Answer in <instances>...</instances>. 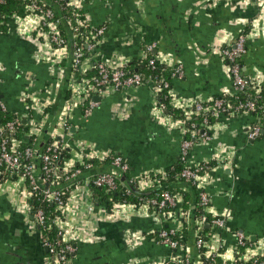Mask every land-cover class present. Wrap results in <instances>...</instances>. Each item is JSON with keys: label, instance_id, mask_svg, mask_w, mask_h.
I'll list each match as a JSON object with an SVG mask.
<instances>
[{"label": "crops", "instance_id": "crops-1", "mask_svg": "<svg viewBox=\"0 0 264 264\" xmlns=\"http://www.w3.org/2000/svg\"><path fill=\"white\" fill-rule=\"evenodd\" d=\"M74 2V8L66 9L80 12L77 27L88 29L83 38L88 74L98 61L136 70L144 59L145 46L155 43L153 54L158 62L171 68L180 65L184 70L181 79L171 80V105L183 111L187 120L195 103H209L231 93L229 69L221 52L247 33L241 70L255 93H264V1ZM29 8L25 17L9 18L7 32L0 34V98L11 116L23 118L28 132L34 125L42 128L33 135L42 149L69 99L74 68L70 52L60 64L54 58V49L38 34L37 16ZM100 27H105L104 36L93 38V30ZM89 43L94 44L91 51ZM89 102L98 105L91 116H86ZM158 103L151 81H145L132 90L105 89L70 111L68 131L59 136L69 153L67 160L84 169L75 177L77 183L69 192L62 216L53 219L57 229L63 230L64 240L75 248L70 264L171 262L173 251L158 241L161 230L177 224L174 219L145 202H115L109 207L108 201L97 200L88 185L97 175L115 172L105 162L112 156H120L129 164L131 180L142 192L159 184L153 175L163 177L168 168L180 162L181 145L189 133L188 120L160 118ZM35 105L43 106L44 113ZM257 123L253 114L222 116L211 128V139L197 142L188 155L190 164L214 162L217 153L231 158L222 165L214 162L205 181L212 201L210 214H205L228 217L224 229L205 227L220 242L221 260L235 259L237 233L243 234L249 245L240 249L243 255L264 257V123L259 137L249 138ZM92 159L103 163L93 166L89 163ZM26 189L15 175H0V264H57L43 244ZM202 217L191 222V240L186 245L182 242L192 264L205 261L194 239Z\"/></svg>", "mask_w": 264, "mask_h": 264}, {"label": "built area", "instance_id": "built-area-1", "mask_svg": "<svg viewBox=\"0 0 264 264\" xmlns=\"http://www.w3.org/2000/svg\"><path fill=\"white\" fill-rule=\"evenodd\" d=\"M67 1L66 7L74 8L76 6L74 0H61ZM258 3L264 0H255ZM3 1L0 0V3ZM30 10L35 12L40 31L38 34L47 39L48 46L54 49V58L58 60V63L65 59L68 52L71 54L72 65L74 68V74L72 81L68 86V92L70 94L66 105L62 108L61 114L59 116V121L57 128L49 134V142L46 148V152L43 154H37L31 148H27L22 155L19 152V147L24 141L29 140L33 135H38L42 129L39 125L31 126V131L27 132L25 136L21 139H16L13 134L16 128L23 123V118L17 117L15 120L6 123L5 125L0 124V175L6 174L13 176L15 175L18 181L25 183L27 185L26 193L29 201L35 195H41L45 201L55 203L58 210L63 211L67 206V201L64 202L61 198L62 192L52 191L49 189L50 186L54 185L55 181L59 179L58 170L62 169L64 171V179L70 180L78 177L81 174V169L77 168V165L70 160L64 158L63 164L59 162V155H61V150L66 149L65 144L60 140V134L64 131H68V115L71 110L84 105L86 101L93 95L101 93L105 89L119 90V89H136L145 83V80L141 74L131 73L127 71L125 67L116 62L105 63L98 61L96 63L97 75L93 78L88 76V56L87 51L83 49V46L76 41L78 27L74 29V43L72 46H68L65 39L62 37L60 32V22L57 20L53 21L54 13L52 10L41 11V9L36 4L30 5ZM45 29V30H44ZM105 27H100L93 30V38L100 39L104 36ZM247 37L245 35H240L236 42L231 47H227L222 50L221 54L224 59H226L231 65H229V76L232 83V91L229 95L233 96L235 94L246 93V88L248 86L249 80L245 78L242 74L241 66L237 62L238 57L246 53ZM94 47L93 43H89V51ZM155 43H150L145 46L143 50V58L146 59L155 50ZM157 62V57L153 54L149 60V66L153 68ZM60 64V63H59ZM184 76L183 68L178 65L172 68V79H181ZM154 92L157 97L159 93L163 90H167V94L171 101L173 99V88L169 82L163 80H152ZM257 95L259 93H256ZM210 106H206L197 102L194 104L193 108L187 113V120L192 121L193 117L200 115L205 111L211 113L213 118L218 121L222 116H234V115H249L256 112L259 113L258 123L253 126L249 131V138L251 140L259 137L262 127L261 119L264 118V104L258 106L256 101L251 99L244 103H241L234 107L231 111H228L225 106V101L222 99H214L209 102ZM96 103L89 102V105L85 111L86 116H91L93 111L97 108ZM41 105H35L36 110H40L44 113V109ZM158 109L162 116L160 118L166 117L167 119H172V117L167 116L163 112V106L158 103ZM7 112L6 105L0 98V114ZM42 113V114H43ZM162 119V120H163ZM186 120V121H187ZM166 120L161 121L165 123ZM217 121V124H218ZM172 125L175 124L174 121L169 120ZM43 124V123H42ZM216 124V123H215ZM203 129L191 131V138H185L181 145V155L180 161L183 163V170L179 175V179L191 183L194 185L198 192V205L205 212L209 213L211 210V198L206 192V180L207 174L213 170L209 162L194 163L190 164L188 162V155L194 145L199 141H208L211 139V134L207 131L211 130L212 126H208V119L203 120ZM60 135V136H59ZM89 156V155H88ZM87 156V158H88ZM31 159L32 163L24 164V160ZM39 159L42 163L41 171L46 176L42 183H49L47 187H44L38 182L36 176V167L33 165ZM212 161L216 162L217 165H222L227 162H231L229 156H223L221 153H217ZM59 164H58V163ZM216 165V166H217ZM112 166L119 169L122 172H128L130 169L129 164L120 156L114 157L112 161ZM163 178L165 179L166 173H163ZM157 179V176H154ZM152 178V177H151ZM153 179V178H152ZM205 182V183H204ZM88 185H93L96 187L106 186L111 190L117 189V183L115 175L112 173H103L95 176ZM69 189V188H67ZM65 189V190H67ZM145 204L155 209L159 214L165 216L166 218L174 219L177 223L173 227L168 229H163L159 233V243L168 247L173 251V258L171 259V264H192L191 260L186 256L184 251V245L180 242L182 238V233L186 222L188 221V213L184 209L185 200L181 193H174L170 190H164L158 199H153L146 201ZM210 214V213H209ZM212 219L208 222L206 217L199 219L196 229H195V246L196 249L204 255L205 264H244L250 262V264H264V259L260 257L252 256L248 258L243 255L240 251L241 248H247L248 242L243 234L237 233L238 240V250L235 259L232 260H221L220 255V242L216 240L213 233L206 231L207 226L215 227L216 229L226 228L228 217L221 214H211ZM35 220L39 226L45 225V214L42 209H37L35 212ZM59 242L54 245L48 237H43V244L49 250V253L53 260L57 264H70L69 258L75 252V248L71 242L64 240V232L61 229H57ZM58 248V249H57ZM219 259L221 261H219ZM167 263V264H169Z\"/></svg>", "mask_w": 264, "mask_h": 264}, {"label": "trees", "instance_id": "trees-1", "mask_svg": "<svg viewBox=\"0 0 264 264\" xmlns=\"http://www.w3.org/2000/svg\"><path fill=\"white\" fill-rule=\"evenodd\" d=\"M3 2L0 3V34L6 33L8 30L7 21L9 18L13 16H19V17H25L27 14V7L31 4H36L41 11H47L52 10L54 13L53 21L57 20L60 22V32L62 37L65 39L68 46H72L74 43V39H72L74 34V29L77 28L76 19L80 16V12L78 11H71L66 9L67 1H61V0H2ZM88 32L87 28L81 29L79 28L78 31V38L76 41L79 42L83 46V49L86 50L85 47V41H83V38H85L86 34ZM247 37V33L244 34ZM247 48V45H246ZM247 50V49H246ZM153 53L149 55L148 58L143 59L142 61L138 62L136 65V70H133L131 68H126L127 71H130L131 73H138L141 74L145 81H152V80H163L165 82H169L171 84V75H172V68L168 65L161 64L160 62H156L155 66L151 68L149 66V60ZM243 55L238 57L237 62H239V65L242 66V59ZM223 61L225 64L229 67L231 65L226 59L223 58ZM243 74V72H242ZM97 75L96 68L92 69L91 74H88L89 77L93 78ZM245 77V75L243 74ZM246 78V77H245ZM172 87V84H171ZM216 99H222L225 101V106L227 107L228 111H231L234 107L237 105L246 102L247 100L251 99L253 101H256L258 106H261L264 104V93H259L258 95L255 93L253 85L248 83V86L246 88V93L244 94H235L233 96H227L223 95L220 97H217ZM158 102L160 106H163V112L167 116L174 117L175 119H183L186 120L185 115L183 111L180 109H177L171 105V99L167 94V90H163L158 95ZM203 104L207 107L210 106V103H204ZM258 118L259 113L256 112L253 114ZM17 117L11 116L8 112H3L0 114V124L5 125L6 123L15 120ZM204 118L208 119V126H213L215 123H217V119L213 118L211 116V113L208 111L203 112L200 115H196L193 117L192 121H187V129H188V138H191V131L193 130H202L203 127V120ZM261 124L264 123V118L261 119ZM28 132V128L26 124L21 123L17 128L15 133L13 134V137L16 139H21L23 136H25ZM209 134L212 135V131H207ZM47 145H45L44 148L39 149V146L37 145L36 138L32 136L29 140L24 141L21 146L19 147V152L24 155V152L27 148H31L35 151L37 154H43L46 152ZM38 146V147H37ZM61 155H59V162L60 164H63L64 160L69 157V153L67 152V149L61 150ZM63 156L64 160L61 161L60 157ZM114 159V156L110 157L106 163L112 166V161ZM31 159L24 160V164L32 163ZM40 161V160H39ZM37 161V162H39ZM58 163V162H57ZM89 163H93V166L100 165L103 162H99L96 159H92L89 161ZM40 164V165H39ZM38 163L34 162L33 165L36 167V178L39 183L44 185V187H47L49 183L45 182L42 183L43 179L46 178L44 173L41 171L42 163L41 161ZM59 164V163H58ZM211 167L214 166V162H210L209 164ZM78 169L83 170L84 168H81L79 165H77ZM114 168V167H113ZM115 172L112 174L115 175L116 183H117V189L111 190L106 186L103 187H96L93 185H90V187L94 190L95 197L98 201H108L109 207L115 202L118 203H141L150 201L153 199H158L159 195L164 190L175 189L183 194L185 205L184 209L186 212L189 213L188 222L185 224L182 238L180 239V242L186 245L191 240L192 237V230L194 229L193 222L199 217L205 216L207 221L209 222L212 217L210 215H207L204 213V211L199 207L198 205V190L197 188L192 185L191 183H187L181 179H179V175L181 174L183 170V163L180 161L174 166L168 168L166 172V178L164 179L161 176H157L159 184L155 185L152 189L149 191H140L138 187L134 184V181L131 180V173L130 169L128 172H122L119 169L114 168ZM59 179H57L54 183V185L50 186L49 189L52 191H60L62 192L61 198L64 202L67 201L69 197V192L72 187L76 185L77 178H73L70 180L64 179V171L62 169L58 170ZM94 178V177H93ZM69 188V189H67ZM67 189V190H65ZM31 206L34 210V213L37 209H42L45 214V225L39 226V229L41 233L43 234V237H48L49 240L54 244L57 245L59 242V236L57 227L53 223V219L59 218L62 216V212L57 209L55 203L45 201L41 195H35L30 200ZM110 209V208H109ZM190 219V220H189ZM207 231V230H206ZM58 249V248H57ZM244 250V249H242ZM264 259V257L260 258ZM205 264V263H204ZM244 264H250V262L244 263Z\"/></svg>", "mask_w": 264, "mask_h": 264}, {"label": "water", "instance_id": "water-1", "mask_svg": "<svg viewBox=\"0 0 264 264\" xmlns=\"http://www.w3.org/2000/svg\"><path fill=\"white\" fill-rule=\"evenodd\" d=\"M98 99H99V98H98ZM62 158H63V156L60 157V159H62Z\"/></svg>", "mask_w": 264, "mask_h": 264}]
</instances>
